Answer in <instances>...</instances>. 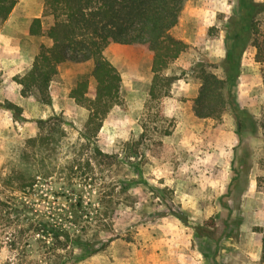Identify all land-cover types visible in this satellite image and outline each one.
Returning a JSON list of instances; mask_svg holds the SVG:
<instances>
[{
	"label": "rangeland",
	"instance_id": "rangeland-1",
	"mask_svg": "<svg viewBox=\"0 0 264 264\" xmlns=\"http://www.w3.org/2000/svg\"><path fill=\"white\" fill-rule=\"evenodd\" d=\"M15 5L7 23L22 30L24 12L41 14L43 0H17ZM237 7V0H184L171 31L188 47L165 71L176 79L159 99L151 100L148 95L151 53L130 45H108L105 55L120 72L123 102L104 118L94 144L111 154L110 158L97 155L94 144H85L80 131L87 111L68 96L69 88L82 75L89 76L91 60L58 66L48 89L49 104L31 94L25 108L19 106L20 111L13 114L0 101V108L9 113L0 136V178L28 149L27 138L38 131L34 120L53 113L62 117L65 130L56 149L58 160H80L74 181L62 183L52 178L42 183L31 211L15 215L3 210L0 264H264L262 129L258 125L252 133L242 135L239 144L229 106L218 122L197 118L192 112V99L200 85L198 68L223 76L220 62L226 47L225 28ZM47 23L44 19L43 24ZM35 37L34 41L20 35L10 39L19 41L21 65L28 67L36 46L46 44L45 36ZM254 53L250 45L243 52L232 92L235 107L246 109L259 124L264 110V62L255 61ZM89 81L93 88L91 77ZM135 145L137 155L127 156ZM238 156L249 166L248 181L239 200H230L222 194ZM244 175L239 179L241 185ZM0 195L8 199L12 193L0 189ZM74 214L81 218L65 247H54L49 240L44 245L34 233L39 227L30 226L28 219L59 224L72 220ZM209 217L214 218V225L207 221ZM201 232L219 238L218 247ZM81 240L102 248L90 252Z\"/></svg>",
	"mask_w": 264,
	"mask_h": 264
},
{
	"label": "trees",
	"instance_id": "trees-1",
	"mask_svg": "<svg viewBox=\"0 0 264 264\" xmlns=\"http://www.w3.org/2000/svg\"><path fill=\"white\" fill-rule=\"evenodd\" d=\"M16 2L0 0V24L8 18ZM183 4L184 0H43L41 16L30 20L28 33L45 36L51 40V44L39 43L27 71L23 75L15 74L12 79L20 85L22 96L34 94L37 100L49 104L48 89L58 66L64 62L83 63L91 60L93 65L89 76L82 75L69 88L68 96L86 109L87 117L80 134L85 144H94L104 118L123 102L120 72L106 57L105 49L111 43H118L150 52L152 77L148 88L149 98L154 100L166 96L176 76L165 71L188 47L186 41L171 31L178 23ZM237 4L236 13L228 18L225 28L226 47L220 62L223 76L218 77L204 67L198 68L200 85L192 99V112L197 118H210L218 122L224 108L229 106L240 144L242 135L252 133L258 125L264 134V110L258 124L246 109L235 107L232 92L247 46L254 47L255 61L264 62V1L237 0ZM44 19L48 20L47 25L43 24ZM89 77L94 81L93 88H90ZM4 107L13 114L20 111L19 106L9 101H5ZM34 121L38 131L27 138L28 149L16 157L7 174L0 178V189L12 193L8 199L0 195V218L3 210L15 215L31 211L36 194L45 180L53 178L62 183L72 182L75 180L74 173L80 168L79 159L62 163L56 156L57 146L65 136L62 117L53 113ZM156 143L165 145L161 141ZM137 147L132 146L127 156H136ZM92 148L97 155L111 157L95 144ZM87 159L86 165L89 164ZM260 165L264 172V161L261 160ZM248 170L246 159L238 156L237 165H233L234 174L222 196L239 200L247 186ZM242 173L245 174L243 185L239 180ZM226 207L229 209V205L226 204ZM74 215L72 220H60L59 224L28 219L30 226L35 224L39 227L34 233L44 245L49 240L48 243L54 247H65L81 218ZM85 216H88V212ZM207 221L214 225L213 217ZM227 223L225 221V226ZM202 233L212 238L209 233ZM212 239L218 247L219 238ZM81 243L90 252L102 248H93L88 240H81Z\"/></svg>",
	"mask_w": 264,
	"mask_h": 264
},
{
	"label": "crops",
	"instance_id": "crops-1",
	"mask_svg": "<svg viewBox=\"0 0 264 264\" xmlns=\"http://www.w3.org/2000/svg\"><path fill=\"white\" fill-rule=\"evenodd\" d=\"M14 6L10 15L15 11ZM42 13V11H41ZM8 18L3 22V26L0 29V101H9L17 106H21L25 108V105L29 102V96H22L20 94V85L17 84L12 77L15 74L23 75L28 67L26 64L21 65L20 57L22 54V49L20 47L19 41L10 40L11 38H16L20 35V37H25L28 40L34 41L36 39L35 36L29 35L28 27L30 24V20L33 17L41 16L40 13H34L33 15H28L24 12L22 20H24L26 26L24 29H17L11 24L7 23ZM43 38V36H41ZM45 43L48 45L51 44V40L47 37L45 38ZM30 65V63H29ZM9 115L7 110L0 108V136L4 134V130L7 125V121L4 120V117Z\"/></svg>",
	"mask_w": 264,
	"mask_h": 264
}]
</instances>
